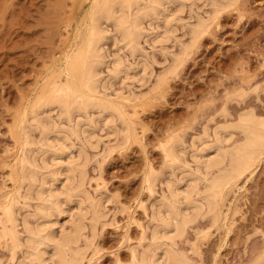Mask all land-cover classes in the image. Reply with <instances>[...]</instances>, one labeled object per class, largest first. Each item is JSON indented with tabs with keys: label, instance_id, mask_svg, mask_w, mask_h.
Returning a JSON list of instances; mask_svg holds the SVG:
<instances>
[{
	"label": "bare ground",
	"instance_id": "obj_1",
	"mask_svg": "<svg viewBox=\"0 0 264 264\" xmlns=\"http://www.w3.org/2000/svg\"><path fill=\"white\" fill-rule=\"evenodd\" d=\"M234 1L211 0L212 13L208 18L200 14L197 21L193 24L190 22L192 25L187 21L186 24H182L184 29L188 28V31H185L186 34L189 32V40L182 42V38L179 39L181 43L179 42L180 45L177 43L180 47L176 53H171L174 50L163 49V51H171L172 57L167 67L160 68L162 71L157 73L152 89H161L170 78L178 75L196 44L210 30L212 22L220 17L224 9L236 2ZM185 3L187 4L186 0L82 1L80 5L82 12L76 18L75 39L69 52L59 66L51 71L36 99L24 105L18 121L17 138L15 137L17 141H15L18 142L19 151L10 174L15 187L0 196V247L8 250L11 264H91L95 258L92 259L91 253L95 251L94 243H96L91 234L95 235L99 225L110 215L108 207L112 201H110L111 196L109 197L111 193L103 194L107 191L105 179L96 182L97 187L95 190L92 189L94 192L90 188L96 175H90L89 164H97L100 158L97 153L90 154V148L97 151L96 148L101 144L102 139L100 144L94 143L93 140L97 138L98 130H101L102 121L106 125L105 129L112 128V133L110 131L108 133L109 136L113 133L121 136L118 146L107 143V155L116 148L128 147L143 138L144 128L141 133L139 122L135 118L136 114L137 116L139 114L136 110L131 113L129 108L137 106V101L142 98L135 94V89L126 93L127 88L124 87V91L122 88L117 92L115 82L122 81L124 86L126 85L124 82L129 77H134V80L141 75L139 74L141 72L142 78L148 74V69L154 64H148V60L141 63L138 61L140 58H136L137 62H135V57L139 56L138 52L142 53L145 48L143 40L153 45L161 42V47L164 41L174 39V42H177L176 32L180 28L176 27L174 19L176 20L178 13L177 15H175L177 11L175 14L171 13V9L178 6L181 9L178 7L176 9L183 11L184 5L187 7ZM208 9L211 12L210 8ZM180 13L179 11L181 18ZM184 21L182 20V23ZM111 37L118 45L114 46L117 49L119 47L122 52L124 50V53L109 51L107 45ZM175 45L173 43V46ZM131 57L135 59L132 62ZM155 72L151 68L149 75L152 79V74ZM146 77L149 78L148 75ZM146 77L144 80H149ZM239 89L227 95V102L245 95L244 89ZM223 96L225 98L226 95ZM227 104L222 108L223 115L220 113L222 117L225 116L227 122L217 125L213 131L210 130L211 132L207 130L208 128L203 130L204 136L198 139L201 144L194 139L190 144L191 151L183 148L186 133L182 134L184 131L181 128L180 131H172L161 141L165 167L173 170L182 168L183 173L178 170L181 175L170 179L168 176L173 174L170 170L171 174L166 173L168 181L164 182V170L158 171V168H154V164V167L150 165L144 172L143 185L151 195L157 194L158 185L161 184L159 205L154 202L151 208H148L147 204L141 201L149 224L148 221V225L140 223L141 236L138 243L131 247L130 262L124 263L121 254L117 253L116 264H195V262L197 264V261L189 256L190 252L185 251L189 247L181 248L179 241L184 236L187 238V232L195 225L200 229L201 221H197L202 218L209 217L212 225L224 223L228 215L225 213V209H228L225 206L229 192L236 189L239 181L252 173L264 160V116L257 115L250 108L240 112L237 120L233 117L235 121H228L234 113L231 104H228L230 107H227ZM46 108L58 109V119L53 117L54 120L51 117L52 113L43 114ZM205 109L204 111H207ZM93 110L100 113L98 119L97 115L92 114ZM94 116H97L96 119ZM85 119L86 123L83 122ZM64 120L67 121L65 125ZM220 120L222 119L219 118ZM216 121L218 119H215ZM118 123L121 124L120 127ZM211 128L213 127L210 126L209 129ZM36 131L39 132L38 138ZM237 134L240 135L237 137ZM112 140L111 138V142ZM104 149L105 147L102 150ZM189 153L192 159L187 156ZM97 172L98 170L95 174ZM100 192L102 194L98 196ZM33 200H35L34 211L21 220L20 210L29 209ZM132 213L134 210L132 212L129 209L128 216L133 218ZM127 228L123 237L124 242L132 237ZM210 229L200 235L210 234ZM196 234L199 235L197 231ZM199 245L201 242L192 243L190 251L193 250L197 255L196 253L200 251ZM19 253H22L21 257ZM7 263L0 259V264ZM248 264H264V250L255 255Z\"/></svg>",
	"mask_w": 264,
	"mask_h": 264
},
{
	"label": "rangeland",
	"instance_id": "obj_2",
	"mask_svg": "<svg viewBox=\"0 0 264 264\" xmlns=\"http://www.w3.org/2000/svg\"><path fill=\"white\" fill-rule=\"evenodd\" d=\"M82 1L0 0V196L15 187L10 174H12L11 167L19 151L18 142H16V130L21 112L24 105H28L36 99L51 71L59 66L69 52L75 39L76 18L82 12L80 9ZM205 1L210 4L207 6L208 3ZM235 1L234 5H229L224 9L217 19L218 22L217 20L212 22L210 30L196 44L197 47H194L195 50L193 49L192 54L188 57L186 64L181 67L178 75L170 78L169 82L161 89H152L157 73L162 71L160 68L163 69V66L164 68L167 67L172 54L179 51L181 38L182 42H188L187 40H189V32L186 34L188 28L185 27L184 29L182 24L189 22L188 24L192 25L201 15L208 18L212 13L211 0H195L196 3L194 0H186L187 7L184 5L183 11L179 10L181 18L178 9H176L178 6L171 9V13L174 12L175 14L176 11L175 15L178 13L177 17L175 16L176 20L174 19L176 27L180 28L176 32L177 42H174V39L173 41H164L167 47L163 43L162 48L161 42L153 45V43L143 40L145 51L144 49L141 51L142 53L139 51L140 57L137 55L135 59L140 58L141 60L138 59V61L141 63L148 60V64H154L151 65V68L153 72L157 71L152 74L153 79L149 75L150 68L147 74L149 78L146 77L147 75L145 76L149 80H144L145 77L142 78L143 73L141 72L139 73L141 75L136 77L137 79L133 80L134 77H129L128 82H124L127 86H123L122 81L115 82L116 86H114L118 88H116L117 92L122 88L123 91L127 88L125 92L135 89V94L142 98L137 101V106H130L129 108H131V113L136 110L139 114L138 116L136 114L135 118L139 122L140 132L142 133V128H144L145 135L143 133L141 141L132 143L129 145L130 147L116 148L110 155H107L108 144L118 146L121 142V136L118 133L109 136L108 133L112 131V128L106 127L105 129L106 125L103 121V123L100 122V126L103 124L101 130L97 128L99 131L97 132L98 136L96 135L97 138H93V142L100 144L101 139L102 141L98 145L99 147L96 148L97 151L90 148V154L97 153V156L100 157H98L99 161L102 162L89 164L91 166L89 167L91 168L89 169L90 175H96L95 181L92 180L93 186L90 188L95 190L97 187L96 182L105 179L107 191L103 194L111 193L108 195L111 196L110 201L112 202L109 203V206L112 210H109L111 208L108 207V214L110 215L99 225V230L97 229L95 235L92 236L90 233L93 241L96 240L97 243V245L94 243V250L97 251L91 253L93 255L91 256L92 259L95 257L93 260L91 259V264H116L117 253L121 254L124 263L130 262L131 247L138 243L141 236L142 225L140 223L149 224L148 216L141 205V201L146 203L148 208H151L154 202L159 205V199L161 198V184L158 185V192L154 196L143 185L144 172L150 165L153 167L155 165L154 168H158V171L160 169L164 170V182L168 181L166 176L171 172L173 174L169 175L170 177L168 176L170 179L183 173L182 168H178L181 173L179 174L177 168L173 170L170 167H165V163H163L164 153L160 143L169 133L182 129L184 131H181L182 134L186 133L183 148L190 150V144L193 143V140H198L201 136H204L205 131L203 130L208 128L207 130L213 131L217 125L227 122L225 116L222 117L221 111L228 102V104H231L233 113L237 115L232 114L228 121L237 120L240 112L250 108L257 115L264 116V0ZM184 8L186 9L184 10ZM208 8L211 12L208 11ZM205 12H209L208 15ZM174 14L172 15L174 16ZM191 14L192 16H190ZM182 20H185L184 23H182ZM112 37L107 45L109 51L115 50L116 53H124V50L122 52L119 47L116 48L118 45L115 44V39ZM149 40L151 41L150 37ZM173 43L176 45L173 46ZM164 48L174 50V52L170 51L171 54L166 50L163 51ZM148 54L155 61L151 60ZM135 59L131 57V62ZM137 59L135 62H137ZM131 81L135 82L132 83ZM239 88L244 89V91L241 90L245 95L233 99L232 102L231 100L227 102V95L235 93V90L237 92V90H240ZM224 94L226 95L225 98ZM204 108L207 111H204ZM46 109L42 112L43 114L52 113L53 116L51 115V117L58 119V109ZM92 112H94L93 115L98 116H96L98 119L100 113L96 110ZM96 117L94 116L95 119ZM213 117L218 121L215 122ZM219 118L222 120L219 121ZM64 122V125L67 124V121L64 120ZM83 122L86 123L87 120L85 119ZM84 123L83 125H85ZM119 123L118 126L120 127L121 124ZM210 126L213 128L209 129ZM37 132L35 134L38 138L39 132ZM239 135L237 134V137ZM111 138L113 139L112 142ZM197 143L199 144L200 141L198 140ZM102 146L105 147L104 150H102L104 148ZM187 156L192 159L190 153ZM104 159L106 160L104 161ZM95 164L97 168L99 167L98 169ZM96 169L98 172L100 170V173L95 174ZM249 174L239 181V187H235V191L229 192L228 202L226 200L227 205L225 206V208H228L225 209V213L228 215L224 223L219 222L218 225H212V220L209 221V217L208 219L207 217L202 218L197 221H201L199 223L201 226L196 222L200 229L195 225V227L190 228L189 233L187 232V238H184V236L182 240L179 239L181 240L179 246L181 245L182 247H180L185 249L189 247V251L184 250L190 252L189 256L191 255L193 260L197 261V264H248L255 255L264 250V160ZM172 175L174 176L172 177ZM93 190L92 192H94ZM101 194V192L98 193V196ZM34 204L35 200L32 201V206L29 209L20 210L21 220L25 215L34 211ZM113 205L115 208H113ZM128 205H131L132 209ZM129 209L132 212L134 210V213H132L133 218L128 216ZM125 226L128 227L127 230L129 229V235L132 237L124 242ZM151 227H153L152 224ZM209 229L211 230L210 234L200 235ZM196 231L199 235L196 234ZM194 242H198V244L201 242V245H199L200 251L196 253L197 255L193 250L190 251L192 249L191 244ZM5 249V247H0V259L5 263L9 262L7 264H11L8 259L9 252ZM98 249L101 250L99 253ZM257 251L259 252L256 253ZM20 255L22 256V253H19Z\"/></svg>",
	"mask_w": 264,
	"mask_h": 264
}]
</instances>
